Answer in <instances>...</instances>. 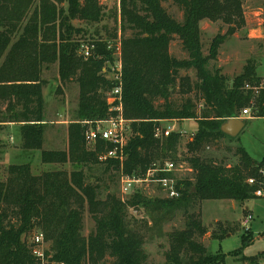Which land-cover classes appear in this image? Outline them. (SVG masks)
<instances>
[{
  "label": "trees",
  "instance_id": "16d2710c",
  "mask_svg": "<svg viewBox=\"0 0 264 264\" xmlns=\"http://www.w3.org/2000/svg\"><path fill=\"white\" fill-rule=\"evenodd\" d=\"M163 1L119 0L120 34L115 29L103 37L96 30L86 42L77 38L85 31L73 21L100 22L104 14L99 0H0V123H18L20 148L40 151L42 164L61 166L39 174L32 173L29 163L7 167L0 180V264H148L143 248L147 233L161 234L164 218L154 209L179 207L184 208L185 224L166 233L164 264L221 263L225 254L207 251L199 240L204 234L201 215L188 212L187 206L192 200L242 203L264 198V159L254 160L241 146L234 148L233 163L204 153L222 138L231 139L219 129L225 119L240 117L246 108L252 115L244 123L264 118V92L254 94L244 87L258 85L261 79L252 61L230 85L220 68L210 65L223 41L245 27L244 0H170L181 20L164 8ZM204 19L227 25L225 33L211 40L206 54L200 30ZM174 38L185 57L171 54ZM84 44L91 48L89 56L81 50ZM117 48L123 116L130 125L122 163L100 161L112 144L97 140L88 146L83 134V121L111 115L106 97L112 84L102 68ZM52 67L60 86L73 84L77 90L74 118L66 126L61 150L46 148L44 140L48 123L42 89ZM181 70H193L195 78L181 75ZM187 119L196 122L197 131L187 140L188 154L177 158L181 135L155 138L154 127L161 120ZM165 161L186 162L191 170L190 178L178 180L179 198L152 200L136 190L123 199L108 190L106 178L120 171L143 175L153 162ZM65 164L71 169L63 168ZM132 207L144 208L155 221L148 226L129 219ZM85 211L94 222L87 236L82 234ZM227 232L219 225L212 240H221ZM36 234L42 237L39 244L31 239ZM240 240L234 254L252 243L247 232ZM41 245H46L42 256L34 255Z\"/></svg>",
  "mask_w": 264,
  "mask_h": 264
},
{
  "label": "rangeland",
  "instance_id": "374dc122",
  "mask_svg": "<svg viewBox=\"0 0 264 264\" xmlns=\"http://www.w3.org/2000/svg\"><path fill=\"white\" fill-rule=\"evenodd\" d=\"M99 1L103 7L104 14L100 22L85 24L78 20L73 21L76 27L82 28L86 32L77 35L79 40L88 42L93 38L91 35L96 30L103 37H106L115 29L118 31L120 26L119 0ZM162 5L172 16L181 20L180 10L170 0L163 1ZM243 11L246 19L245 27L237 30L233 35L228 36L223 41L219 46L217 59L210 63L212 67L220 68L221 72L228 78L229 85L232 79L241 73L244 65L249 60L255 64L256 68L259 67L256 73L258 72L257 74H260V77L264 76V0H244ZM200 30L203 52L206 54L211 40L217 34L225 33L227 25L221 22L213 23L204 19L200 22ZM118 34H120L119 31ZM99 35H95V37H100ZM83 47H85V44ZM170 52L177 58H183L186 55L181 50L177 38H174L170 42ZM116 57L117 55L115 54L111 61L112 64L116 61ZM180 74H188L192 79L195 78V72L193 70H181ZM45 79L47 81L43 87V94L46 108L45 119H47V123L48 121L50 122L49 119L51 117H54V114L57 119L72 121L77 105L76 85L70 84L67 87L60 86L56 67H52L46 73ZM174 99L178 102L179 96L175 95ZM249 111L250 113L247 116L240 114L238 118L242 120L249 118L252 115L251 109ZM161 125L171 128L174 132H185L180 136L176 154L177 158L186 156L188 154L186 143L189 137H192L197 131L196 122L194 120L181 122L180 120H175L162 122ZM50 126L52 125L49 124L48 127L50 128ZM15 130L12 126L0 124V180L5 179L7 167L11 164L29 163L31 171L34 174L61 167L60 165L42 164L40 162V154H37L39 152L38 150L29 151L21 149L20 143H17L15 138ZM63 131L62 127L57 131V141L55 144L46 136L45 147L53 149L65 147L64 143L66 142H64ZM11 136L13 138H10ZM230 138H222L217 146H208L204 153L209 154L218 161L224 160L227 163H233L235 160L232 156L234 154V148L241 146L254 160L260 161L264 159V118L254 117L246 121L242 131L235 137ZM175 163L178 169L174 173L178 179L190 178L192 176L191 170L186 162L179 163L175 161ZM62 167L67 170L71 169L69 164H65ZM105 181L108 190L114 192L118 197H128V194L125 196L120 192L118 175H113V178L110 180L106 178ZM136 190H139L145 197L152 198V200L160 198L167 199L154 184H137L134 192ZM191 191L193 190L191 189ZM104 193L103 190L101 196ZM230 208L227 200H192L191 204L187 206L188 212L200 213L204 226V234L199 240L208 252L211 253L219 249L221 253L225 254L224 262L216 264H264V251L260 252L264 249V237L258 235L264 228V198L248 200L243 206L237 203L235 210ZM245 208L253 216V220L248 224L253 234L249 228L244 227L243 223L237 220L242 214L245 216ZM154 213L159 217H164L161 220V234H157L155 231H148L143 248L148 256V264H164V253L168 249V242L165 235L173 229H182L184 227V208L154 209ZM127 215L129 219L135 218L147 222L148 226L155 221V217L151 219L144 208H129ZM219 225L227 227V229L233 231V234L222 240H212L211 234L218 229ZM93 229L94 222L89 213L85 211L83 214L82 234L87 236ZM245 232L254 239L253 243L244 248L239 254H234L233 252L241 245L240 236ZM45 246L41 245L38 247L39 251H42V248Z\"/></svg>",
  "mask_w": 264,
  "mask_h": 264
},
{
  "label": "built area",
  "instance_id": "2783aa9c",
  "mask_svg": "<svg viewBox=\"0 0 264 264\" xmlns=\"http://www.w3.org/2000/svg\"><path fill=\"white\" fill-rule=\"evenodd\" d=\"M81 45V50L85 56H89L90 47ZM117 55L114 64L107 62L102 68V74L111 81V87L107 92L106 104L107 109L111 115L105 119L98 120H86L83 124L86 126L83 132L85 143L88 146L94 145L97 140H104L112 144V149L106 151L99 157L100 161L107 159L118 160L122 163L124 159V147L126 141L130 136L129 121L123 116L122 107V94H121V71L122 64L119 55V49L115 52ZM114 54V55H115ZM245 89L251 90L254 94L259 91L264 92V76L261 77L258 85L249 86L245 84ZM250 113L249 109H243L241 114L247 116ZM169 120L158 121V125L154 127L153 135L155 138L167 137L170 133L174 132L171 128L162 126V122ZM183 135L185 132H178ZM177 165L174 161H165L163 164L159 162H153L151 166L146 170L143 175H135L124 173L120 171L119 184L120 192L122 195H131L137 184L150 183L158 187L167 199H175L181 196V186L178 183V179L174 172H177ZM252 183V180H249ZM257 195L261 194V191H256ZM124 199V198H123ZM251 219V215H247L244 219V225L247 228V223ZM32 242L39 244L42 241L40 234H36L31 237ZM33 254L41 257L42 251L38 248L33 250Z\"/></svg>",
  "mask_w": 264,
  "mask_h": 264
},
{
  "label": "crops",
  "instance_id": "0c3cea01",
  "mask_svg": "<svg viewBox=\"0 0 264 264\" xmlns=\"http://www.w3.org/2000/svg\"><path fill=\"white\" fill-rule=\"evenodd\" d=\"M257 70H259V67H257L256 68V71ZM258 73V72H257ZM260 75V74H259ZM42 94H43V89H42ZM43 98H44V94H43ZM44 114H45V116H46V108H45V102H44ZM54 118V119H53ZM47 120V119H46ZM50 122L48 121V123L50 124V125H52V126H50V128L49 127H47L46 128V130H45V134H44V140H46V138L48 137V139L53 143V144H55V142L57 141L56 139H57V131L62 127V129L64 130L63 131V137H64V142H66L67 141V134H66V126H67V124L70 122V121H67V120H64V119H57L56 118V115L54 114V117H51L50 119ZM187 120H191V119H187ZM169 121H175V120H169ZM181 121H186V120H180V122ZM0 124H5V125H9V126H12L13 128H15L16 130H15V138H16V140H17V143H20V132H19V124L18 123H13V122H8V123H0ZM48 124V125H49ZM197 125V124H196ZM244 126H245V124H244ZM58 127H60V128H58ZM242 131V130H241ZM177 132V131H176ZM47 136V137H46ZM10 138H13L12 136L10 137ZM191 138L192 137H189V140H191ZM64 144H66V143H64ZM65 146V145H64ZM64 148V147H63ZM63 148H59V150H61V149H63ZM54 149H56V148H54ZM37 154H40V151L39 152H37ZM227 202L230 204V209H233V210H235L236 209V204L237 203H239V202H236V201H234V200H227ZM245 202H247V201H245ZM245 202H242V203H239L241 206H243L244 204H245ZM244 213H246L245 214V216H244V214H242L237 220L238 221H240L241 223H243V225H244V218H246V216L247 215H251V219L249 220V222L246 224L247 225V228H249L250 230H251V227H248V224L250 223V221L251 220H253V216H252V214H251V212H249V211H247V208H245V210H244ZM244 227H246L245 225H244ZM252 234H253V232H252V230L250 231ZM233 234V231H231L230 230V232H227L226 233V235L224 236V238H227V237H229V236H231ZM258 235L259 236H261V237H264V228L258 233ZM223 239V238H222ZM221 239V240H222ZM253 240L254 239H252V243H253ZM251 243V244H252ZM262 251H264V249L263 250H261L260 252H262ZM211 253H213V254H216V253H221L220 252V250L219 249H216L214 252H211ZM259 253V252H258ZM257 253V254H258ZM257 254H255V255H257ZM232 255H233V253H232ZM244 255H246V254H244ZM246 256H248V255H246ZM249 256H254V255H249Z\"/></svg>",
  "mask_w": 264,
  "mask_h": 264
},
{
  "label": "water",
  "instance_id": "95a60500",
  "mask_svg": "<svg viewBox=\"0 0 264 264\" xmlns=\"http://www.w3.org/2000/svg\"><path fill=\"white\" fill-rule=\"evenodd\" d=\"M244 121L238 117H232L225 119L220 124V131L227 136L235 137L238 135L244 127ZM193 190V188H192Z\"/></svg>",
  "mask_w": 264,
  "mask_h": 264
}]
</instances>
